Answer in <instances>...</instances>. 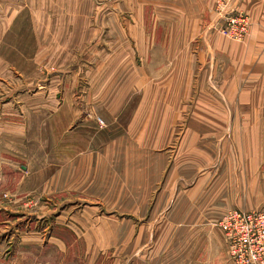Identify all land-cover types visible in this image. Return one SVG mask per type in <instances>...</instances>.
Returning a JSON list of instances; mask_svg holds the SVG:
<instances>
[{
  "label": "rangeland",
  "instance_id": "obj_1",
  "mask_svg": "<svg viewBox=\"0 0 264 264\" xmlns=\"http://www.w3.org/2000/svg\"><path fill=\"white\" fill-rule=\"evenodd\" d=\"M189 1L0 0V264H164L181 255L179 238L195 219L178 198L190 179H215L216 154L196 167L188 141L179 155L194 97L179 119H159L169 89L151 50L163 46L152 32L162 31L168 7ZM237 1L225 6L247 17L250 32ZM137 109L144 117L132 120ZM132 125L137 153L127 150ZM127 177L149 179L137 215L121 201ZM81 210L87 226L78 233ZM201 245L180 257L204 256Z\"/></svg>",
  "mask_w": 264,
  "mask_h": 264
},
{
  "label": "crops",
  "instance_id": "obj_2",
  "mask_svg": "<svg viewBox=\"0 0 264 264\" xmlns=\"http://www.w3.org/2000/svg\"><path fill=\"white\" fill-rule=\"evenodd\" d=\"M213 2L194 0L185 6H169L170 19L163 17L162 31L152 32L153 39L163 40L162 48L156 47L151 52L156 56L154 59L161 58L163 77L159 81L169 89L168 96H163L164 110L158 113L159 119H179L187 97H194L189 125L178 153L180 156L186 154L189 141L195 157L199 158L196 167L202 166L200 157L210 151L216 154L217 168L215 179H190L191 192L178 198L180 207L190 204V210L184 208L182 212L185 215L189 212V217L195 219L194 228L179 238V244L183 246L179 248L180 254L195 249L202 242L200 250L204 256L180 255L165 259L164 264H233L220 229L209 227V235L203 236L204 227L219 221L230 209L248 212L264 208V0L237 1L239 9L252 23L248 36L241 43L229 41L214 30ZM171 14L178 19L172 20ZM172 71L178 72L173 80L170 79ZM191 75L193 81L189 79ZM136 83L138 86V80ZM192 85L195 92L190 89ZM158 115L153 112L152 118L158 119ZM143 117L137 109L132 120ZM138 135V129L132 125L127 149L132 153L139 151ZM151 135L150 132L144 135L147 138L143 142H152ZM141 146L142 151L149 148V145ZM134 159L142 160L138 156ZM136 178L122 179L126 188L121 198L123 203L136 205L135 215L149 187V179ZM130 186H136L133 192L127 189ZM139 186L146 189L139 191ZM81 211L78 233L87 226L85 210ZM169 214L171 211L165 216L169 217Z\"/></svg>",
  "mask_w": 264,
  "mask_h": 264
},
{
  "label": "built area",
  "instance_id": "obj_3",
  "mask_svg": "<svg viewBox=\"0 0 264 264\" xmlns=\"http://www.w3.org/2000/svg\"><path fill=\"white\" fill-rule=\"evenodd\" d=\"M225 5V0H219L217 12L224 13L219 33L229 40L241 42L249 34L248 19ZM218 227L234 264H264V212L231 210L221 218Z\"/></svg>",
  "mask_w": 264,
  "mask_h": 264
}]
</instances>
